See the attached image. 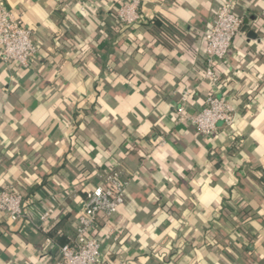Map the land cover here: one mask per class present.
I'll return each instance as SVG.
<instances>
[{
	"label": "crops",
	"instance_id": "1",
	"mask_svg": "<svg viewBox=\"0 0 264 264\" xmlns=\"http://www.w3.org/2000/svg\"><path fill=\"white\" fill-rule=\"evenodd\" d=\"M2 1L38 52L27 68L0 59V189L21 192L26 214L0 212V264H52L57 228L75 229L116 169L127 196L97 222L100 264H264V0H234L244 24L217 85L203 78L205 33L225 0H144L128 31L113 26L120 0ZM186 89L188 114L214 93L233 125L204 137L180 122Z\"/></svg>",
	"mask_w": 264,
	"mask_h": 264
},
{
	"label": "built area",
	"instance_id": "2",
	"mask_svg": "<svg viewBox=\"0 0 264 264\" xmlns=\"http://www.w3.org/2000/svg\"><path fill=\"white\" fill-rule=\"evenodd\" d=\"M143 2L144 0H120L116 6L117 17L128 25L138 23ZM234 4V0H225L213 26L205 33L203 78L213 85L219 82V65L227 59L244 24L243 19L236 14ZM37 52L38 45L33 31L0 0V59L4 62L13 61L27 68ZM190 96L189 89L182 93V103L176 109V115L180 122L193 126L198 135L209 137L218 129L219 122L227 127L235 122V109L225 97L211 93L198 113L188 114L186 105ZM127 187L128 182L123 179L122 171L116 169L104 176L102 184L86 192L83 209L77 218L75 236L71 242L58 246L52 264L101 263L97 222L101 217L110 220L118 214L125 204ZM0 212L13 222L26 216L24 196L13 185L0 189ZM50 217V213H44L41 220L46 223ZM47 243L53 244L54 241L48 238Z\"/></svg>",
	"mask_w": 264,
	"mask_h": 264
},
{
	"label": "trees",
	"instance_id": "3",
	"mask_svg": "<svg viewBox=\"0 0 264 264\" xmlns=\"http://www.w3.org/2000/svg\"><path fill=\"white\" fill-rule=\"evenodd\" d=\"M113 26L114 27L115 26L116 27H120V29H122V31H128L130 29H135L137 27V23L136 24H132V25H128V24L122 22L121 20H119V18L116 15V12H114V25ZM112 33H113V29L112 30L109 29V31L105 35L106 36V40L111 39ZM227 222H228L229 226L233 229L234 232L235 231H240V232L242 231L243 232L245 230V226L244 225L236 224L235 221H233L231 219H228ZM60 225H62V226L58 227L57 231L60 234H62V238H64L65 241H66L65 244L71 242V240L75 236L77 225H76L75 229H72L71 227L66 226L67 224L64 223V220L62 221V223ZM212 232H214V227L213 226L207 228V230H206V241L209 240V234H211ZM244 233H245V231H244ZM245 234L248 237V241L250 242L252 240V237H253L251 235L252 233L250 231H248ZM208 246H212V245L209 244ZM251 249H252V247L250 245H248V244L247 245H243V248H242V250H244L245 252L247 250L249 252V251H251ZM229 250L230 251H234L232 247L231 248L229 247Z\"/></svg>",
	"mask_w": 264,
	"mask_h": 264
}]
</instances>
